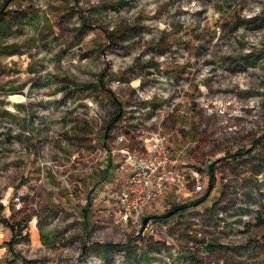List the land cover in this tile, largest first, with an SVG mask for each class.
Returning <instances> with one entry per match:
<instances>
[{"label": "rangeland", "instance_id": "rangeland-1", "mask_svg": "<svg viewBox=\"0 0 264 264\" xmlns=\"http://www.w3.org/2000/svg\"><path fill=\"white\" fill-rule=\"evenodd\" d=\"M60 1L44 54L27 50L22 12L0 32V264H164L166 244L122 231L97 196L100 158L121 132L104 99L121 90L133 93L121 109L138 103L149 129L156 109L182 97L162 127L173 158L207 173L197 199L214 167L203 202L162 218L184 223L168 232L185 239L175 264H264V229L232 237L234 217L264 212V0ZM187 230L207 257L188 250Z\"/></svg>", "mask_w": 264, "mask_h": 264}, {"label": "built area", "instance_id": "built-area-1", "mask_svg": "<svg viewBox=\"0 0 264 264\" xmlns=\"http://www.w3.org/2000/svg\"><path fill=\"white\" fill-rule=\"evenodd\" d=\"M116 82L120 83V80ZM23 93L27 95V89ZM153 94L140 95L138 100L143 99L142 101L148 104ZM181 99L182 97L178 96L156 109L155 115L150 119L151 122H156L153 129H149V123L144 121L139 111H132L136 109L138 103L132 104L127 109H121L118 118L120 124L117 126L118 131L121 132L117 135L114 144L106 147L100 158L101 161L109 160L110 167L116 161L112 169L113 179L115 181L120 179V183L111 187L109 193L102 198L107 207L112 208L114 223L125 233L132 232L139 239L153 237L158 241L159 238L168 240L165 242L166 247L157 251L160 257L166 258L164 264L184 261L180 253L183 246L181 241L185 239L180 238L181 241L178 242L168 234L172 229L182 230L184 223H180L179 220L182 218H179L170 224L167 219L163 220L150 214L154 213L159 206H162L164 212H168L174 203H186L187 200L197 199L203 194L208 183L205 170L173 158L169 137L162 127L165 119L175 111ZM145 109L150 110V107ZM128 136L144 143V150L136 151L130 145H123L124 142H128ZM223 214L218 210L214 217L225 224ZM257 214L256 209L245 210L234 217H239L240 220L232 225V237L247 236L246 229L255 222ZM145 217L150 219L143 228ZM196 221L197 223L193 226L200 227L199 220ZM194 231L197 239L203 236L201 230ZM187 233L190 239L189 234H192V230H187ZM189 243L188 250L199 252L201 257L209 255L204 250L203 243L191 239ZM168 249L172 250L171 254Z\"/></svg>", "mask_w": 264, "mask_h": 264}, {"label": "crops", "instance_id": "crops-1", "mask_svg": "<svg viewBox=\"0 0 264 264\" xmlns=\"http://www.w3.org/2000/svg\"><path fill=\"white\" fill-rule=\"evenodd\" d=\"M66 1L69 2L70 5L73 4L72 0H66ZM64 11H65L64 6L61 4L60 0H51V2H49V0H0V32L4 30L7 31L8 29H10L11 23L16 19V15L20 14L19 12H22L23 17H25V19L31 23L30 28H26V31L23 30L24 33L22 29H20L21 30L20 34H22L23 36H29L33 41L28 45L27 50H29L30 52L32 50L33 52L36 48L38 50L39 55L44 54L46 52L45 51L46 49L43 44V41L45 39L43 37L45 34L50 33V29L53 30L52 33L54 35H58V31H59L58 20L65 14ZM8 22L10 25L8 24ZM36 37L39 38L35 39ZM32 59L35 61V63H32L30 67L34 69V66H37L36 57H33ZM41 82H42L41 87L45 88L46 84H43L44 80H42ZM121 92H118L116 95H109L104 99L105 102H108L109 106L111 105V111L109 113V115L111 116L117 117L119 112L121 111V108L129 102L127 98L130 95L131 98L133 97V93L129 95L125 91H123V94H121ZM114 106L116 107V109H114ZM119 124L120 122H118L117 120V122L112 127H114V129L117 130L118 129L117 126H119ZM103 141H104L103 144H106L105 139ZM135 142H140V140H136L128 136V142H124L123 145H130V147L133 150L140 151L133 147ZM100 163H104V164L103 165L100 164L98 168H100V171H103V169H105L106 172L104 176V181L101 183V185H99V187L102 186V189L101 190L97 189V196L98 198L101 199L104 197V195L109 193L111 187L120 183L119 182L120 179L116 181L113 179L114 172L112 169L114 165L111 164L110 167L109 160L100 161ZM259 180L261 181V179ZM158 209L162 210V206H159ZM163 213L165 212H162V214ZM261 214L263 217L264 212L263 213L261 212ZM177 218H172V220L168 219V222L172 224L177 220ZM263 224L264 223L258 224L259 226H257V232L264 229ZM155 241L159 243H163V242L165 243L168 240L159 238V241L158 240ZM255 244H257L259 247L262 245L260 241H256ZM189 245L190 243L188 242V246ZM221 264H225V261H221Z\"/></svg>", "mask_w": 264, "mask_h": 264}, {"label": "trees", "instance_id": "trees-1", "mask_svg": "<svg viewBox=\"0 0 264 264\" xmlns=\"http://www.w3.org/2000/svg\"><path fill=\"white\" fill-rule=\"evenodd\" d=\"M10 99H13V100H15V101H17V100H24V98H23V96L22 95H20V94H13V95H11L10 96ZM9 107L10 108H12L10 105H9ZM118 120V119H117ZM117 120H116V116H114L113 118H112V120H111V122H110V124H115L116 122H117ZM210 171H211V177H210V184L211 185H214V183H215V175H214V167L213 166H211V168H210ZM208 196V195H207ZM206 196V194L203 196V197H201V198H206L207 197ZM200 198V199H201ZM199 199H197V201H198ZM197 201H194V202H191V203H189V204H187V203H182V204H180V205H175V206H173V207H171V209L169 210V211H171V210H174V209H185V208H187V207H189V206H192L193 204H195V202H197ZM90 203V202H89ZM85 210H88V208L87 209H85ZM168 211V212H169ZM168 212H165V213H163V214H161V215H157L156 217L157 218H167V217H169V216H167V213ZM10 228H11V230H12V233H15L16 234V229L14 228V226L10 223V221L9 220H7V219H2ZM262 222H264V220H263V217H262V214L261 213H258L257 214V217H256V220H255V222L254 223H252V224H250L249 226H252L253 224L254 225H258V224H261ZM253 225V226H254ZM248 226V227H249ZM248 227H247V229L246 230H248ZM225 264H234V262H225ZM239 264V263H238Z\"/></svg>", "mask_w": 264, "mask_h": 264}, {"label": "water", "instance_id": "water-1", "mask_svg": "<svg viewBox=\"0 0 264 264\" xmlns=\"http://www.w3.org/2000/svg\"><path fill=\"white\" fill-rule=\"evenodd\" d=\"M119 115H120V112H119L118 116L116 117V120L118 119ZM212 188H213V186L210 184V185H209V188H208V191H207V193H206V196L210 194V192L212 191ZM204 199H205V198H201V199H199V200H198L197 202H195V204H193V205H197V204L203 202ZM179 210H181V208H180V209H174V210H171V211H169V212L167 213V216H171V215H173L174 213H176V212L179 211ZM149 219H150V217H145V218H144V220H143V228L145 227V225H146V223L148 222Z\"/></svg>", "mask_w": 264, "mask_h": 264}, {"label": "bare ground", "instance_id": "bare-ground-1", "mask_svg": "<svg viewBox=\"0 0 264 264\" xmlns=\"http://www.w3.org/2000/svg\"><path fill=\"white\" fill-rule=\"evenodd\" d=\"M35 223V222H34ZM32 227V226H31ZM37 229V228H36Z\"/></svg>", "mask_w": 264, "mask_h": 264}]
</instances>
